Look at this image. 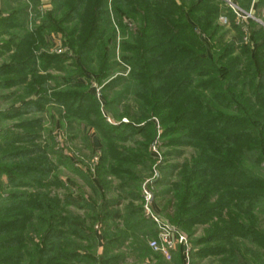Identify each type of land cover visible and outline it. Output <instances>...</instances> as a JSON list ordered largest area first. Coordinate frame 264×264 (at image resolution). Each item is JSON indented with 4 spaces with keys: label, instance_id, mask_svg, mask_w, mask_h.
<instances>
[{
    "label": "trees",
    "instance_id": "16d2710c",
    "mask_svg": "<svg viewBox=\"0 0 264 264\" xmlns=\"http://www.w3.org/2000/svg\"><path fill=\"white\" fill-rule=\"evenodd\" d=\"M230 3L251 12L252 18L237 23L224 0H51L52 10L39 27L31 33L23 31L21 38L0 48L5 51L17 47V51H23L14 56L17 58L27 53L24 60L13 58L10 69L19 72L26 61H32L34 44L43 37L40 34L60 30L74 54L76 77L92 72L97 79H106L114 68L129 67L132 73L128 79L118 78L111 83L135 85L122 96L118 94L116 100L131 96L141 122L159 120L165 148H191L195 152L178 166L176 180L166 193L167 205L159 213L179 228L207 223L215 216L220 222L213 226L202 242L205 248L194 258L223 257L220 264H239L236 260L245 248L240 243L243 240L264 250V233L254 230L253 213L255 205L264 211V0L256 1L254 13L249 0ZM220 17L227 19L228 29L218 24ZM27 18V4L20 10L0 11V34L9 35L12 30L27 27L31 23ZM226 34L232 38L225 40ZM116 50L121 54L119 61ZM58 96L55 99L70 105L73 99L81 102L79 107L66 108L68 114L96 127L106 140L113 139L108 134L117 129L104 125V117L93 109L96 103L88 96ZM104 97L105 106L110 107L112 100ZM40 102L23 101L6 115L11 118L33 112ZM87 102L89 108L85 107ZM124 115L138 121L136 114ZM35 126V121H29L17 129L31 131ZM153 126V122H147L145 130L137 132L131 124L123 127L128 135L149 131L147 146L155 138ZM125 136L122 142L129 139ZM35 137L23 132L0 138L8 149L0 157V164L24 162L0 166V176L5 175L9 182L7 189L0 183V264H100L89 247L78 243L89 240L85 217L75 216L68 209H84L87 214L95 210L84 198L68 195L51 200L42 190L54 184L49 181L47 160L40 159L37 148H26ZM115 145L107 144L108 160L121 165L130 162L125 151ZM109 173L121 184L124 180L120 174L133 176L124 167H109ZM23 188L29 192L21 191ZM117 203L112 202L114 206ZM105 206L101 211L104 220L121 217ZM223 210L227 211L225 220L220 214ZM193 211L198 212L190 214ZM125 229L133 233L138 226ZM124 239L123 232H118L112 240L106 239L105 247L110 249ZM250 254L254 264H264L259 254ZM111 260L101 264H111Z\"/></svg>",
    "mask_w": 264,
    "mask_h": 264
},
{
    "label": "rangeland",
    "instance_id": "374dc122",
    "mask_svg": "<svg viewBox=\"0 0 264 264\" xmlns=\"http://www.w3.org/2000/svg\"><path fill=\"white\" fill-rule=\"evenodd\" d=\"M249 1L250 11L254 13L257 0ZM26 4L27 19L31 23L23 29L10 31L9 35L0 34V48L2 44L9 43L14 38H21L23 31L29 33L34 31L52 10L51 0H37V2L0 0V11L4 13L9 8L20 10ZM236 8V11L238 10L237 12L242 16L236 19L237 23L252 18L251 12L246 13L242 9ZM220 18L218 24L223 29H228V21L227 24H222ZM34 21H36L35 26L33 25ZM124 23L132 27V23L129 21H124ZM224 32H221L220 35L224 36ZM40 35L43 37H40L41 41L37 42V40L34 44L36 49L32 52V61H26L25 66H22L19 72L15 68L10 69L13 67V58L24 60L28 57L27 53L22 54V57H14L23 52L17 51L15 46L0 51V138L5 134L7 137L23 132L36 134L34 142L26 145V148H29L27 150L37 148L40 159L47 160L45 161L46 166L51 169L49 181L54 184V186L42 190H46L51 200L52 198L62 200L68 195L84 198L87 206L91 205L90 208L95 210L92 214H87L84 209L76 210L72 207L68 209L75 216L85 217L84 221L87 226L85 229L90 231L88 236L90 241L81 239L78 242L80 246L89 247L90 253L100 264L109 258H112L111 264H114L115 258H117L115 264H220L224 260L223 257L194 258V254L196 255L202 248H205L206 245L202 242H205L204 240L213 230V226L220 222L215 216L207 223L201 222L179 228L171 225L159 213L167 205L169 196L166 193L170 190L171 183L176 180L178 166L191 159L195 152L191 148L171 146L165 148L159 120L152 118L141 122L131 96L126 95L116 100L118 94L121 95L129 87L132 90L131 85L134 83L117 85L111 81L118 78L128 79L132 73L130 68L127 66L114 68L108 72L109 77L106 79H97L96 74L92 72H84L83 77H76L78 73L74 71L76 70L75 57L62 31L51 30ZM230 38H232L231 34H226L225 40H230ZM116 56L119 61L121 54L117 50ZM118 61L116 60L117 63ZM57 68H61V71H56ZM70 93H83L88 96L89 100L96 103H94L93 109H98L104 117V125L107 128L117 129L114 131L115 133L112 131L108 134V137L113 139L106 140V136L104 137L101 132H98L96 127L68 114L66 108L73 106L76 108V105L79 107L81 102L73 99V103L70 105L69 102L61 101L62 99H55L59 97V94L70 95ZM104 96L109 101L112 100L110 107L105 106ZM29 100H41L37 107L39 109L19 117L10 118L9 115H6L11 114L23 101ZM88 102L85 105L86 108L91 105ZM125 112L131 117L136 114L138 121L135 122L126 117ZM111 114L116 116L115 119L111 117ZM29 121H35L34 129L31 131L17 129L20 124ZM147 122H153V130L155 129V138L147 146L145 142L149 137V131L140 134L134 132L128 135V130L126 131L123 127L131 124V128L137 132L145 130ZM125 134V138L129 139L122 142L120 139ZM148 139L151 140V138ZM108 143H115V146L124 150V156L127 154L130 162L121 165L109 161L107 158ZM19 147L22 146L19 145ZM7 150L3 145V140L0 139V157L4 156ZM13 163L19 165L24 162L14 161ZM13 163L6 162L0 166L11 167ZM112 166L124 167L133 176L130 178L125 174L124 176L120 174V178L124 180V184H121L117 177L109 173V167ZM13 178L16 177L12 176ZM0 183L7 189L9 187L8 177L2 174ZM21 191L26 192L28 188H23ZM216 198H212L210 202H214ZM112 202H118V205L114 206ZM104 203L105 208L108 207L107 211L114 210L121 217L118 220H111V218L104 220L101 214ZM253 209L256 220L254 230L257 229L258 232L264 233V211H261L259 205H255ZM200 210H203V207ZM194 212L198 211H193L190 214H195ZM226 213V210L220 213L224 220L227 217ZM89 218L94 221L90 222ZM130 225H137L138 230L130 233L125 229V226ZM166 226L171 227L174 241V249L169 252V260L165 259L161 253L152 251L148 245L150 241L158 239L163 227ZM118 232H123L124 241L106 249V239L112 240ZM105 235L109 236L105 239ZM178 237H182L183 241L179 242ZM240 243H243L245 248L236 260L239 264L243 261L254 264L255 259H251L250 252L259 254L264 259V250L259 249L256 244L246 240Z\"/></svg>",
    "mask_w": 264,
    "mask_h": 264
},
{
    "label": "built area",
    "instance_id": "2783aa9c",
    "mask_svg": "<svg viewBox=\"0 0 264 264\" xmlns=\"http://www.w3.org/2000/svg\"><path fill=\"white\" fill-rule=\"evenodd\" d=\"M231 10L233 11L234 15L236 18H240V13L236 11V7L232 6V4L229 2V0H225ZM242 17V16H241ZM222 24H227V19L226 18H220ZM173 233L169 227H163L162 233L159 234L158 239L152 240L149 242V248L154 251V252H159L161 253L165 259L169 260V252L174 249V241H173ZM177 240L179 242L183 241L182 237H178Z\"/></svg>",
    "mask_w": 264,
    "mask_h": 264
},
{
    "label": "water",
    "instance_id": "95a60500",
    "mask_svg": "<svg viewBox=\"0 0 264 264\" xmlns=\"http://www.w3.org/2000/svg\"><path fill=\"white\" fill-rule=\"evenodd\" d=\"M168 225V224H167ZM169 227V226H168ZM169 229H171V227H169Z\"/></svg>",
    "mask_w": 264,
    "mask_h": 264
}]
</instances>
